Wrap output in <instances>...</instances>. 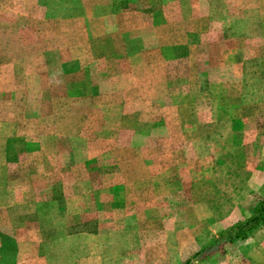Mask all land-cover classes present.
Listing matches in <instances>:
<instances>
[{
    "label": "rangeland",
    "instance_id": "374dc122",
    "mask_svg": "<svg viewBox=\"0 0 264 264\" xmlns=\"http://www.w3.org/2000/svg\"><path fill=\"white\" fill-rule=\"evenodd\" d=\"M107 1L102 0L98 5L93 6L92 0H84L85 11H83L81 0H37L38 10H35L36 14H32L33 12L28 9L30 5L24 3V0H0V63L14 58L30 60V64L18 65L19 69L14 65L2 64L0 72L33 74L39 77L46 70L49 76L52 71L54 72L52 77L59 76L60 47L64 43L63 39L66 40V34L62 33L61 20H73L71 17L87 12L86 7L87 9L92 7L98 12L113 3L114 8L118 9L115 13H128L119 15L123 19L122 22L128 24L127 31L118 27V30L125 34L112 36L110 33L116 29H110L109 24L113 28L116 22L110 21L103 23L100 32H89L85 37L80 38L84 41L96 39L101 42L103 46L100 51L104 54V58L101 59L100 65L104 72L108 71L111 67L106 56L115 49L109 50V41L127 40L128 36L129 41L135 40L129 42L130 46L133 43L130 51L135 49L140 39H131V37L139 33L140 28L143 27L138 19L141 17L142 24H146L149 15L155 14L158 8L161 11L163 1ZM196 3L203 6L207 2L182 0L169 3L163 8L166 31L143 34L142 44L149 46L148 54L144 44L142 56H136L137 53L132 51L133 57L128 58L124 66L118 67L117 90L109 89L111 96L104 91L107 90L109 81H101L102 90L96 101L108 105L101 113H78L77 105H70L67 120L73 127L68 129L69 134L66 137L69 138L70 143L62 145L58 143V139L52 148L58 153L62 151L69 154L116 152L124 158L118 162L117 168L133 171L131 175L122 178L124 184H129L131 189L140 191L144 183L148 182L150 201H155L158 197V202L162 200L164 204H107L109 194L102 192L101 199L104 201H101L98 208L100 224L95 226L92 223L71 224L67 231L72 238H76L77 233L85 231L97 233L96 238L91 241H69L70 249L68 257H64V264H186L211 244L217 235L236 225L239 220H246L251 216L257 205L256 201L264 197V145L262 144L264 102L261 104L258 119L260 129L258 133L261 138L256 139L257 144H239L243 133L242 130L235 128L236 113L230 111L225 115H228L226 123H217L218 118L215 114H210L205 109L203 92L197 97L194 95V88L198 89V83L194 78H203L206 71L210 72L211 68L213 72L220 68L222 49L214 48L213 53H207L197 47L198 49L191 53L186 45L172 44V36H177L172 32L177 28L174 23L178 21L180 22L178 37L181 40L189 35V42H200V35L186 32L187 19L194 17L193 13L198 11V7H195ZM209 3L210 6H214L215 17L219 16L223 2L209 1ZM261 7H264V2ZM216 19H222L224 23L229 21L228 25L232 23L229 30L219 35L217 41L222 43L237 36V25L243 26L247 35V28H250L253 21L250 15L244 18L219 16ZM263 22L264 17L261 23L262 30H264ZM149 27L151 31V26ZM72 34L76 40V30L72 31ZM259 35L258 41L263 44L264 32L261 31ZM261 38L263 41L260 40ZM214 39H216L215 34ZM31 43L35 45L30 46ZM259 43L255 42V44ZM197 45L201 46L202 43ZM32 51H36L39 57H42L43 65L35 60ZM116 51L118 52V49ZM261 52L260 56H263L264 49H261ZM235 54L236 52L230 56L235 57ZM249 54L250 52L245 55L249 56ZM26 69L28 71H24ZM144 80H149L145 86H143ZM42 81L43 78L38 79L37 84H41ZM49 83L52 90L51 104L57 107L61 99L60 89L56 86L59 80H50ZM162 87L165 88L164 96L158 97V91ZM135 99L138 102H135ZM221 99L217 97L214 101H218L216 103L219 105ZM261 100L264 101L263 98ZM232 102L236 104L235 100ZM211 117L213 123L205 126L204 122L207 125L206 122ZM92 118L103 125L101 129H94V132H99L100 145L86 144L89 141L87 137L84 142L79 141L80 137L76 129L78 124H84V121L91 122ZM52 120L55 133H61L57 125L62 121L59 111L52 113ZM141 122L163 123L166 128L159 130V135L163 133L164 143H156V133H152L155 130L150 132L154 139L150 138L149 142L142 141L139 134H135L140 130L138 127ZM106 123H118V128L113 130L103 128ZM86 131L90 132L89 129ZM109 133L112 137H116L122 146L117 147L113 143V138H106ZM246 140L248 137L245 134L244 141ZM214 157L217 159L214 160ZM88 163L90 165L100 163L101 168L106 169L114 162L111 160L67 162L70 169L76 170L86 168ZM75 179L70 174V204H66L68 209L64 210L68 213L70 221L74 220L76 212H85V217H90L93 213L92 208H89L93 195L76 191L79 188L77 186H82L84 183L79 182L77 185L72 182ZM75 184L76 187H71ZM138 184L143 185L136 186ZM157 184H159L158 193L155 192L154 187ZM84 206L87 208L85 209ZM53 215L59 216L56 209L53 210ZM57 231V226H54V232ZM53 242L54 249L64 248L59 245V241ZM76 245L80 247L79 252L72 254L71 250ZM82 245L84 247H81ZM55 250L60 253L58 249ZM219 254L220 252L212 254L215 256L213 258L212 255H202L200 257L202 259L194 264H242L239 257L226 256L221 261ZM73 258L78 261H74ZM236 259L240 261L237 262Z\"/></svg>",
    "mask_w": 264,
    "mask_h": 264
},
{
    "label": "crops",
    "instance_id": "0c3cea01",
    "mask_svg": "<svg viewBox=\"0 0 264 264\" xmlns=\"http://www.w3.org/2000/svg\"><path fill=\"white\" fill-rule=\"evenodd\" d=\"M81 1L83 3L82 9L85 11L84 0ZM92 1L94 2L93 6L102 2V0ZM109 1L112 0L107 2ZM161 1H163V6L160 7L161 11L158 8L155 14L149 15L146 24H142L141 17L138 19L143 27L140 28L139 33L131 37V39H140L136 48L132 49L137 53L136 56L143 55L144 33L149 35L153 31H166L163 8L169 3L182 0ZM183 1L207 2L203 6L201 4L199 6L198 3H196L197 5L194 4L195 7H198V11L193 13L194 17L187 19L188 28L186 32L200 35L199 43H202V45H197L199 44L198 41L189 42V35L184 40L178 37L180 33L179 21L174 23L177 28L172 32L176 33L177 36H172V44L186 45L191 53L195 52L197 47L201 50L204 49L207 53H213L214 48L220 47L222 49L220 68H217L216 72H213V68H211L210 72L206 71L203 78H194L198 83V89L194 88V95L197 97L199 94L202 95L201 92H203V95H205V109L208 113L215 114L218 118L216 119L217 123H226L228 115H225L233 110L236 113V127H234L242 130L243 133L242 141L239 144H257L256 139L261 138L258 133L260 131L258 119L261 104L264 102L261 100L264 99V72H261L264 71V55L260 56V53L263 52H261V49H264V43L258 41L259 34L261 31L264 32L261 29L262 17H264V7H261V5L264 0ZM209 1L223 2L220 8V18L221 16L244 18L246 15H250L253 18L250 28H247L250 34L247 32L246 35L244 27L237 25V36L223 43L218 42L219 35L229 30L232 23L228 25L229 21L224 23L222 19L217 20L216 18L219 16L215 17L214 6H210ZM24 3L30 5L28 9L33 12H30V14H36L35 10H38L37 0H24ZM86 11L71 17L73 20H61L60 22L62 33L66 34V40L63 39L64 43L60 47L59 76L52 77L54 75L53 71L49 76L46 70L39 77L37 75L33 76V74H6L0 72V264H64V257H68L70 249L69 241H91L96 238L97 233L89 231L77 233L78 236L72 238L67 231L71 224L84 225L92 223L94 226L100 224L98 208L101 201H104L101 199L102 192V194H109L107 204H164L162 200L158 202V197L155 201H150L148 182L144 185H136H143L140 191L131 189L129 184H124L122 178L131 175L133 171L117 168L118 162L124 160L120 154L116 152H96L97 154L88 153L86 155L85 153L69 154L67 152L62 153V151L58 153L52 148L58 139V143L62 145L70 143L69 138H66L69 134L67 133L68 129L73 127L70 126L67 120L70 105L76 104L78 113H101L102 109L108 106L96 101L102 90L101 81H109L107 90H104L105 93L110 94L108 90L111 88L117 90L118 67L124 66L127 59L133 57V52L130 51V48H133V43L130 46L129 42L135 40L129 41L127 36V40L109 41V50L115 49L107 53L106 57L111 68L104 72L100 65L101 59L104 58V54L100 51L103 46L101 42L96 39L84 41L80 38L81 36L85 37V34L89 32H100L103 23L110 21L116 22L113 28L109 24L110 29H116L113 33H110L112 36L116 37V34L120 35V33L125 34L121 30L127 31L128 24L123 23V19L119 15L128 13H115L118 9L114 8L113 3L107 8L98 10V12L92 7L88 9L86 7ZM13 13L16 14V12ZM149 26H151V31ZM118 27L123 29L118 30ZM74 30H76V40H74L72 34ZM214 34L216 39L213 40ZM260 40L263 41V38ZM255 42L259 44H255ZM29 45L33 46L35 43ZM111 45L113 46L111 47ZM144 47L148 54L149 46L144 44ZM116 49H118V52ZM234 52H236L235 57L230 56ZM248 52L250 54L246 56L245 54H248ZM31 54L36 57V61H40V65H43L44 60L39 57L36 51H32ZM26 63L30 64L29 58L27 60L14 58L0 63V65H14L15 68L19 69L18 65ZM42 78V83L38 85L37 80ZM50 80H59L56 86L60 89L61 99L60 106L57 107L51 104ZM111 82L112 84H110ZM146 83H149V80H144L143 86ZM202 86L204 89H200ZM158 87L160 86L158 85ZM164 93L165 88L162 87L157 96L163 97ZM217 97L222 98L219 105L217 104L218 101H214V98ZM232 100H235V105ZM134 101L138 102L136 99ZM227 101L229 102L225 103ZM54 111H59L62 120L59 124L57 123L60 132H62L57 134L54 131L52 120ZM93 119H91V122L84 121V124H78L76 129L80 137L79 141L84 142L87 137L89 141L86 144L100 145L99 132H94V129H101L103 125L100 121H94ZM206 123L207 125L204 122L205 126L211 125L213 123L212 117ZM103 128L113 130L118 128V123H106ZM164 128L166 126L160 122H141L138 127L140 130L134 133H138L142 141L149 142L150 138L154 139L150 132L155 130L152 133H156V143L163 144V133L159 135V130ZM86 129H89L90 132L88 133ZM245 134L248 137L246 141H244ZM110 137L114 139V145L117 147L122 146L118 143L117 138L112 137L109 133L106 138ZM95 140L99 141L94 142ZM262 144L264 145V141ZM213 159L215 160L217 157ZM101 160H111L114 163L109 164L110 168L106 169H102L100 163L92 165L88 163L86 168L77 170L70 169L67 164L68 161L100 162ZM70 174L76 178L72 180L73 183L77 185H79V182L84 183L82 186L75 184L71 187L77 186L79 188L76 191L79 193L93 195L89 206L93 210L90 217H85V212H76L74 220L70 221L68 213L64 211L68 209L66 204H70ZM158 185L154 186L157 193L159 191ZM263 200L264 197L258 199L256 204ZM61 204L65 205L62 206ZM83 204L81 205L83 206ZM84 208L87 207L84 206ZM54 209L57 210L59 216L53 215ZM243 220H239V222ZM54 226H57V232H54ZM53 241H59V245L64 246L62 249L55 248L60 251L59 254L54 249ZM81 247H84V245ZM79 249L80 247L76 245L72 248L71 253H77ZM219 255L221 261L229 256L239 257L242 264H264V222L251 231L246 239H238L225 245ZM54 256L56 257L53 259ZM213 257L215 256L212 255ZM74 258L73 260L77 262L78 260ZM240 260L236 259L237 262Z\"/></svg>",
    "mask_w": 264,
    "mask_h": 264
},
{
    "label": "trees",
    "instance_id": "16d2710c",
    "mask_svg": "<svg viewBox=\"0 0 264 264\" xmlns=\"http://www.w3.org/2000/svg\"><path fill=\"white\" fill-rule=\"evenodd\" d=\"M264 222V200L260 201L249 218L238 222L226 231L215 237L214 241L197 253L193 260H189L186 264H194L201 260L202 255L209 256L216 252H221L225 245L235 242L238 239H246L248 234L258 228Z\"/></svg>",
    "mask_w": 264,
    "mask_h": 264
}]
</instances>
